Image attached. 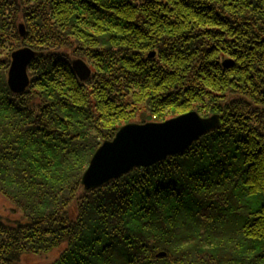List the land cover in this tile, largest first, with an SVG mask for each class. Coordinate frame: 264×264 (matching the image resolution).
I'll use <instances>...</instances> for the list:
<instances>
[{
    "label": "trees",
    "instance_id": "16d2710c",
    "mask_svg": "<svg viewBox=\"0 0 264 264\" xmlns=\"http://www.w3.org/2000/svg\"><path fill=\"white\" fill-rule=\"evenodd\" d=\"M192 110L219 127L82 188L122 125ZM0 193L18 214L0 216V264H264V0H0Z\"/></svg>",
    "mask_w": 264,
    "mask_h": 264
},
{
    "label": "water",
    "instance_id": "95a60500",
    "mask_svg": "<svg viewBox=\"0 0 264 264\" xmlns=\"http://www.w3.org/2000/svg\"><path fill=\"white\" fill-rule=\"evenodd\" d=\"M18 30L20 36H24L23 25H19ZM35 56L36 52L28 47L11 53L7 82L13 93H22L28 87L27 69ZM71 64L80 80L90 76V68L81 59H74ZM218 125V115L201 118L195 111L160 123H127L120 127L112 140L104 141L95 151L81 183L85 189L103 186L134 166H150L167 156L181 153ZM163 256L164 252L157 254V257Z\"/></svg>",
    "mask_w": 264,
    "mask_h": 264
},
{
    "label": "rangeland",
    "instance_id": "374dc122",
    "mask_svg": "<svg viewBox=\"0 0 264 264\" xmlns=\"http://www.w3.org/2000/svg\"><path fill=\"white\" fill-rule=\"evenodd\" d=\"M32 51H35L34 49H32ZM36 52V51H35ZM31 63V62H30ZM29 68V66H28ZM28 70V69H27ZM7 77H8V72H7ZM29 77V75H28ZM193 111V110H192ZM146 113V112H145ZM147 116V113L145 114ZM147 122H155L152 120H149V118L147 117L145 122H140V119H136V120H132L131 122L128 123H138V124H142V123H147ZM158 123V122H156ZM125 125V124H124ZM123 126V125H122ZM121 126V127H122ZM119 130V129H118ZM117 130V131H118ZM92 157V156H91ZM91 160V159H90ZM90 162V161H89ZM89 165V163H88ZM85 168V170L88 168ZM85 172V171H84ZM83 172V173H84ZM83 175V174H82ZM82 177V176H81ZM12 206L11 204L8 202V200L0 193V216H2L3 218L8 217L10 218H15V216H17V212H13L12 211ZM58 254V251H52L46 255H43V257H37L35 255H31V254H26L23 255L21 257V259L19 260L18 264H46L48 262H50L54 257H56Z\"/></svg>",
    "mask_w": 264,
    "mask_h": 264
},
{
    "label": "bare ground",
    "instance_id": "6f19581e",
    "mask_svg": "<svg viewBox=\"0 0 264 264\" xmlns=\"http://www.w3.org/2000/svg\"><path fill=\"white\" fill-rule=\"evenodd\" d=\"M7 85H8V82H7ZM8 88H9L10 91H12V90L10 89L9 85H8ZM14 94H18V93H14ZM189 112H191V111H189ZM197 114H198V113H197ZM181 115H183V114H181ZM181 115H177V116L172 117V118H169V119H174V118H176V117H178V116H181ZM198 115H199L201 118H207V117H209V116H211V115H213V114H211V115H209V116H207V117H203V116H201L200 114H198ZM169 119H167V120H169ZM167 120H165V121H167ZM163 122H164V121H163ZM143 124H145V123H143ZM219 125H220V124H219ZM219 125H218V127H219ZM218 127H217V128H218ZM217 128H216V129H217ZM216 129H214V130H216ZM214 130H213V131H214ZM208 133H209V132L203 134L202 136H204V135H206V134H208ZM115 134H116V133H115ZM114 137H115V136H114ZM114 137H113V138H114ZM113 138H112V139H113ZM199 138H200V137H199ZM199 138H198V139H199ZM112 139H110V140H112ZM198 139H197V140H198ZM110 140H105V141H110ZM103 142H104V141H103ZM103 142H102V143H103ZM102 143H101V144H102ZM101 144L98 146V148L101 146ZM98 148H97V149H98ZM97 149H96V150H97ZM96 150H95V151H96ZM94 153H95V152H94ZM94 153H93V155H94ZM93 155H92V157H93ZM92 157H91V158H92ZM158 162H160V161H158ZM155 164H156V163H155ZM152 165H154V164H152ZM88 166H89V165H88ZM150 166H151V165H150ZM146 167H148V166H146ZM136 168H139V167H138V166H134V167H132L127 173H129L130 171H132L133 169H136ZM124 174H126V173H124ZM121 176H122V175H121ZM114 179H116V178H114ZM109 182H110V181H109ZM109 182H107L106 184H108ZM103 185H105V184H103ZM81 186H82V188H83L84 190H93V189H96V188L102 187V185H101V186H99V187L90 188V189H85L84 186L82 185V183H81Z\"/></svg>",
    "mask_w": 264,
    "mask_h": 264
}]
</instances>
